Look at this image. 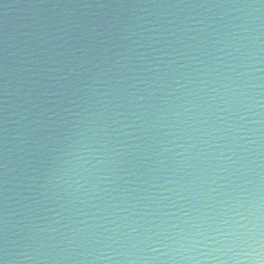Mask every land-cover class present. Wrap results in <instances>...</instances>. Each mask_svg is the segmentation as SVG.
<instances>
[{
  "label": "water",
  "instance_id": "water-1",
  "mask_svg": "<svg viewBox=\"0 0 264 264\" xmlns=\"http://www.w3.org/2000/svg\"><path fill=\"white\" fill-rule=\"evenodd\" d=\"M264 264V0H0L3 264Z\"/></svg>",
  "mask_w": 264,
  "mask_h": 264
},
{
  "label": "clouds",
  "instance_id": "clouds-1",
  "mask_svg": "<svg viewBox=\"0 0 264 264\" xmlns=\"http://www.w3.org/2000/svg\"><path fill=\"white\" fill-rule=\"evenodd\" d=\"M0 264H3V261H0ZM256 264H259V257H258V255L256 256Z\"/></svg>",
  "mask_w": 264,
  "mask_h": 264
}]
</instances>
